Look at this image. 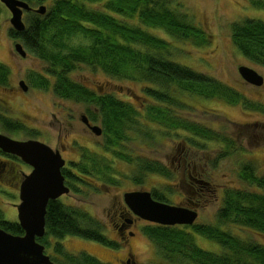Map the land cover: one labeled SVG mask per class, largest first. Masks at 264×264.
<instances>
[{"label":"trees","instance_id":"trees-1","mask_svg":"<svg viewBox=\"0 0 264 264\" xmlns=\"http://www.w3.org/2000/svg\"><path fill=\"white\" fill-rule=\"evenodd\" d=\"M21 1L32 9L41 5L47 9L44 15L26 12L25 29L16 32L11 27L7 32L11 40L19 41L29 55L45 64L42 72H32L27 77L30 87L51 90L58 99L84 103L86 114L98 122L103 131L102 150L107 155L83 150L80 159L71 162V169L62 171L74 193L77 188L73 183L92 187L83 182L86 178L98 181L102 186L120 185L117 176L125 175L118 171L115 161L132 168L131 179L135 184H141L149 174L172 178L173 172L165 165L127 151L125 143L138 142L137 136L142 138L140 142L144 145L150 140L157 141L159 134L169 137L172 132L194 148L204 149L208 143H214L211 145L221 149L216 162L240 151L237 142L230 137L180 114L191 107L179 100V95L218 98L228 104L246 103L222 82L168 60L171 42L144 30V27L160 29L175 40H191L198 46L206 43L205 33L184 15L175 12L172 0ZM249 2L264 9V0ZM3 8L5 6L0 2V20L5 15ZM75 39L82 42L74 44ZM231 39L245 58L264 67L263 21L245 19L233 23ZM81 67L111 79L143 84L141 92L145 101L142 107L135 108L129 101L111 93L100 94L73 80L71 75ZM10 77L9 68L0 64V88L9 87ZM3 111L0 102L1 129L11 134L29 131L30 136L37 135L19 120L5 116ZM238 177L244 184L242 188L223 190L215 214L220 227L153 223L142 227L155 254L169 264H264L263 243L259 244L249 236L241 239L221 229L228 226V229L242 228L247 234L264 235V172L259 173L254 163L248 162L241 166ZM151 194L155 200L169 203L163 192L154 189ZM0 229L15 236L24 234L18 222L4 220L1 211ZM194 234L218 243L222 252L215 254L201 249ZM68 237L114 246L105 236L104 225L88 212L60 200L50 201L45 236L37 242L48 248L51 240L61 241ZM55 250L62 257L55 260L56 264H100L88 254L74 255L64 251L61 243H57Z\"/></svg>","mask_w":264,"mask_h":264},{"label":"rangeland","instance_id":"rangeland-1","mask_svg":"<svg viewBox=\"0 0 264 264\" xmlns=\"http://www.w3.org/2000/svg\"><path fill=\"white\" fill-rule=\"evenodd\" d=\"M172 3L175 12L184 15L195 27L205 33L206 43L198 46L191 40H175L160 29L144 27V30L171 42L169 49L171 56L167 57L168 60L222 82L236 91L246 103L228 104L225 100L218 98L205 99L179 95L178 99L191 107L181 111L180 114L192 122L230 137L237 142L240 151L216 162L221 149L218 145H211L214 143H208L204 149L194 148L183 137H178L177 133L172 132V136L169 137L159 134L157 141L150 140L148 145H144L140 142L142 138L135 134L138 142L125 143L127 151L134 156H147L165 165L173 172L172 178L149 174L141 184H135L131 179L132 168L115 161L118 171L125 175L117 176L120 185L102 186L100 182L88 178L93 184L92 187H84L76 183L78 187L74 197L62 196L59 199L65 205L80 207L103 225H107L108 234L112 237L113 205L116 200L123 198L124 193L156 189L166 194L170 203L176 204L181 201L180 198L184 194L190 192L184 184L185 171L187 181V171L189 170L193 176L195 173L191 168L183 172V169L178 168L176 160L184 152L185 145L192 159H196L200 164L195 172L209 182L212 191V193L208 192L203 201L201 200L202 207L196 224L219 226L215 214L220 207L223 190L244 186L238 177L243 164L253 162L259 173L264 172V83L261 87L249 85L238 72L239 67L245 66L254 69L264 78V67L253 64L245 58L235 48L231 39L233 23L245 19L264 22V9L252 6L249 0H172ZM4 11L5 15L0 20V64L9 68L11 77L9 87L0 88L3 114L11 119L19 120L27 129L34 130L37 135L30 136L29 131L11 134L1 128L0 133L20 141L38 140L51 148L56 145V141L63 143L67 146L64 157L69 162L78 161L83 150L105 154L102 150L104 137L97 138L90 134L80 120L86 113L84 103L58 99L51 90L43 91L30 87L27 77L32 72H42L45 64L28 53L26 58H22L15 52L14 43L20 42L11 40L7 35L11 28L9 22L11 15L6 8ZM80 42H82L80 39H75L74 44ZM71 77L93 91L111 93L121 100L129 101L135 108L142 107L145 101L142 98L143 84L141 83L111 79L103 73H93L85 67L73 72ZM20 81H24L28 86L26 92L19 86ZM97 87L101 90L98 91ZM173 139L175 142L172 141ZM2 156L1 153L0 211L4 220L17 222L18 214L15 206L20 201L17 195V198H12L6 194L14 192L12 186L16 187L20 170L14 164L2 163ZM12 161L21 163L17 160ZM143 226L144 224H140L139 227L132 228L136 234L132 241L138 263L169 264L155 254L152 244L142 233ZM221 229L241 239L249 236L252 240L260 242L259 244H264V235L250 232L247 234L242 231L244 230L242 228L228 229V226H222ZM104 233L108 235L106 227H104ZM194 239L197 246L205 251L215 254L222 252L223 248L214 241L196 234ZM61 242L64 251L74 255L87 252L106 259L108 255L114 254L112 249L76 237H68Z\"/></svg>","mask_w":264,"mask_h":264},{"label":"water","instance_id":"water-1","mask_svg":"<svg viewBox=\"0 0 264 264\" xmlns=\"http://www.w3.org/2000/svg\"><path fill=\"white\" fill-rule=\"evenodd\" d=\"M0 2L10 12L9 22L16 32L25 29L24 12L34 11L44 15L47 10L44 5L32 9L21 0ZM14 50L20 57H27L21 43H16ZM238 72L250 85L260 87L264 83V78L249 67L241 66ZM19 86L24 92L28 90L24 81H20ZM81 118L96 136L102 134L101 127L90 126L85 116ZM0 150L20 158L33 169L20 186V203L16 206L18 224L24 234L15 236L0 229V264H53L45 254V247L37 239L45 235L48 203L70 193L62 173L66 162L59 151L38 140L20 141L0 134ZM124 201L139 218L161 226H192L198 217L195 210L157 201L147 191L125 193Z\"/></svg>","mask_w":264,"mask_h":264},{"label":"flooded vegetation","instance_id":"flooded-vegetation-1","mask_svg":"<svg viewBox=\"0 0 264 264\" xmlns=\"http://www.w3.org/2000/svg\"><path fill=\"white\" fill-rule=\"evenodd\" d=\"M25 15H26V12H24V14H23V19H24ZM16 43L17 42H15L14 45ZM97 89H98V91L101 90L100 87H97ZM100 94H103V93H100ZM82 116H85V118L87 119V122L90 126L101 127V125L98 122L93 121L86 113L83 114ZM80 120L82 122V118H80ZM83 124L85 126V130L88 131L90 134L94 135L91 132L89 126L85 123H83ZM0 134H2V133H0ZM101 137H103V131H102L101 136H97V138H101ZM90 139H91V137H90ZM29 140H33V139H29ZM172 141L175 142L174 139ZM66 148H67V146L65 144L59 143L58 141H56V145L54 147H52L53 150L59 151L62 155V158L65 160L66 164H65L64 170H70L71 162H69L67 160V158L64 157V154L67 150ZM183 150H184V152L182 153V155H179L178 158L176 159L178 162V168L181 170L183 169V172L185 170H188L189 168H191V169H193L195 175L193 176L191 174V172L188 170L187 171L188 181H187L186 171H185L184 184L188 187V190L190 192L188 194H184L180 198L181 201L179 203H176V204L174 203L173 205H177V206H181V207L188 208L191 210H195L199 216V210L202 207L201 200L203 201L204 197H206L208 192L212 193V191L210 190L211 185L209 184V182L207 180L204 179V177H202V175L195 172L197 167H200V164H198V161L196 159H192L189 151L186 150V145L183 148ZM1 153L3 154L2 159H1L2 163L8 162V163L14 164L16 167H19V170H20V176L18 177L16 187L12 186L13 187L12 189L14 190V192L12 194H10V193L9 194L3 193V194L8 195L9 197L11 196L12 198H14V197L17 198V196H18V200H19L20 186H21L22 182L24 181L25 177L30 175L33 169L31 166L23 163L20 158L14 156V155L5 154L0 150V154ZM12 160L21 161V163L20 162L15 163ZM86 179H88V178H86ZM86 179H84L83 182L87 183L90 186H93L91 181L86 180ZM65 184L71 191L70 194H68L66 196L74 197L75 196L74 192H73L72 188L70 187L69 182L67 181L66 178H65ZM73 185L75 187L77 184L73 183ZM84 185H86V184H84ZM84 185H82V186H84ZM77 187L78 186H76V188ZM84 187H86V186H84ZM136 191H139V190H134V191H129V192H136ZM129 192H126V193H129ZM124 194H123V198L116 200V202L113 205L114 219H113V224H112V229H111V231L113 233V237L108 234L109 230H108L107 225L106 226L104 225V227H106V229H107L108 235L105 234V236L107 237V240L109 242H112V244H114L113 247H106V246H104V247L114 250V254L112 256L108 255V257H106V259H101L94 254L82 252V253H85V254H88V255L94 257L100 264H139L138 261L136 260V251L133 247L134 245H133V241H132L135 238L136 234H135V232L132 231V228H134V227L137 228L140 226V224H144V226H145V225L149 224L150 222H147V221L139 218L136 214H134L132 212V210L127 206V204L124 201ZM61 241L51 240L50 241L51 246L48 247L49 249L47 247H45V253L50 257V260L52 261L53 264H56L55 260L62 259L61 255L59 253H57L55 250L57 243H62ZM48 252H50V253H48Z\"/></svg>","mask_w":264,"mask_h":264}]
</instances>
